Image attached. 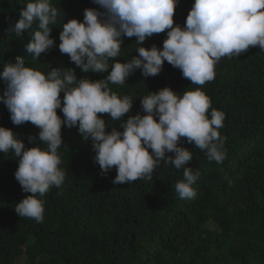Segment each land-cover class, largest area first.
<instances>
[{
	"label": "trees",
	"instance_id": "1",
	"mask_svg": "<svg viewBox=\"0 0 264 264\" xmlns=\"http://www.w3.org/2000/svg\"><path fill=\"white\" fill-rule=\"evenodd\" d=\"M27 2L0 0V72L7 62L21 57L25 66L44 74L52 68L71 67L78 78L98 80L108 75L82 73L58 48L63 23L82 22L86 8L103 9L93 0H50L60 13L51 32L55 46L33 60L26 45L39 30L38 21L22 37L8 31ZM194 2L177 0L174 25L184 27ZM166 38V32L154 34L138 45L135 37H124L116 59L127 62L137 55L139 46L156 45L162 50ZM109 87L133 99L124 120L144 114L140 99L150 92L170 87L182 95L201 87L211 99L209 112L216 109L225 114L219 131L226 137V159L216 164L182 141L181 146L193 155L186 166L198 170L199 176L192 186L195 198L181 199L175 184L183 179V169L161 162L151 181L113 184L115 168L101 173L91 141L85 142L76 127H62L58 154L65 180L41 198L44 218L37 223L16 214V204L28 194L14 176L18 158L12 152L0 153V264H264V50L252 47L241 56L221 58L214 80L203 86L191 84L165 61L155 77L145 79L136 70L123 86ZM4 88L0 80V97ZM57 114L63 118L59 109ZM102 118L108 131L111 127L122 131V121ZM0 127L11 129L26 148L39 144L38 139L28 141L29 136L38 137L39 129L30 123L14 125L2 99Z\"/></svg>",
	"mask_w": 264,
	"mask_h": 264
},
{
	"label": "clouds",
	"instance_id": "2",
	"mask_svg": "<svg viewBox=\"0 0 264 264\" xmlns=\"http://www.w3.org/2000/svg\"><path fill=\"white\" fill-rule=\"evenodd\" d=\"M93 3L103 11L86 8L82 22L70 19L63 23L58 48L82 73L107 72L105 78H78L71 67L52 68L44 74L25 66L21 57L14 63L7 62L0 72L5 85L0 99L11 122L16 126L32 124L39 133L38 137L29 136V143L38 139L39 144L47 146L26 148L11 129L0 127V153L12 152L18 158L14 176L28 194L16 204L15 212L20 218L42 223L45 209L41 198L65 180L58 154L63 144L62 127H76L85 142L91 141L94 162L101 173L106 175L115 168L113 184L151 181L163 162L176 170L183 169V179L175 184L178 196L195 198L192 186L199 171L186 166L193 155L181 142L195 146L209 161L221 164L226 159V137L219 130L224 127L225 114L216 109L209 112L211 99L201 87L185 90L182 95L164 87L140 99L143 115H129L124 120L133 99L118 95L109 85L123 86L136 70L145 79L155 77L166 61L191 84L203 86L214 80L215 65L221 58L241 56L252 47L264 50V0H195L183 28L174 25L177 0ZM59 15L50 0H29L8 31L22 37L38 21L39 30L26 45V51L37 60L55 46L51 32ZM165 32L162 50L156 45L139 46L137 55L127 62L116 59L124 37H135L136 43L142 45L154 34ZM58 109L63 118L57 114ZM104 115L112 121H122V131L117 127L108 131Z\"/></svg>",
	"mask_w": 264,
	"mask_h": 264
}]
</instances>
